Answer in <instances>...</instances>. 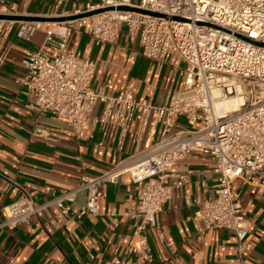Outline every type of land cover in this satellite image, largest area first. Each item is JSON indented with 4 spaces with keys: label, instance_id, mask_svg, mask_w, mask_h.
<instances>
[{
    "label": "built area",
    "instance_id": "built-area-1",
    "mask_svg": "<svg viewBox=\"0 0 264 264\" xmlns=\"http://www.w3.org/2000/svg\"><path fill=\"white\" fill-rule=\"evenodd\" d=\"M119 5L163 16L116 9ZM106 7L113 9L76 21L97 44L112 42L125 24L129 37H138L146 58L162 59L178 54L186 65L183 88L161 105L136 99L130 88L117 95L95 90L90 84L94 61L65 51L75 21L0 20V29L5 24L11 28L17 23L15 34L25 41L43 29L44 43L24 59L25 75L18 79L40 114L56 112L72 127L75 136L81 138L88 116L101 103L103 110L96 121L102 127L120 128L125 135L130 122L140 114L147 132L142 148L133 157L121 159L93 176L85 174V164L76 155L78 184L54 191L47 203L35 204L22 187V196L2 207L3 224L25 223L48 205H53L56 216L63 220L71 213V203L78 193H83L85 200L75 215L96 214L99 189L128 175L135 184L137 197L135 209L130 213L135 233L128 238L124 254L101 261L88 251L86 259L79 264L151 262L149 233L151 230L159 233L164 203L174 196L175 190L181 193L186 183V175L173 169L185 157L201 153L212 160L218 178L213 185V196L203 199L185 196L188 204L195 205L192 219L200 233L217 229L233 231L241 251L248 219L232 182L257 179L264 186V45L256 44L264 42V0H99L71 13ZM0 12L13 13L2 8ZM63 14L66 13L50 15ZM47 44L55 46L57 53L47 54L44 51ZM231 94L242 98L238 107L215 108V101ZM179 117L193 126L180 125ZM32 134L52 136V132L42 127H35ZM167 178H170L168 184ZM111 215L112 223L117 225L114 209Z\"/></svg>",
    "mask_w": 264,
    "mask_h": 264
},
{
    "label": "crops",
    "instance_id": "crops-1",
    "mask_svg": "<svg viewBox=\"0 0 264 264\" xmlns=\"http://www.w3.org/2000/svg\"><path fill=\"white\" fill-rule=\"evenodd\" d=\"M98 1L0 0V8L50 15L71 13ZM7 26L0 29V264H79L88 251L101 261L121 256L128 238L135 233L130 213L136 206L137 189L128 175L99 189L96 214L75 215L85 200L84 194L78 193L71 203V213L63 220L56 216L57 209L48 205L25 223L3 224L2 207L19 199L22 187L35 204L47 203L54 191L78 184L76 155L85 164V174L93 176L121 159L133 157L142 148L147 133L140 114L130 122L125 135L120 128L102 127L96 121L103 110L101 103L88 116L81 138L56 112L40 114L18 79L25 75L24 59L43 45L45 34L39 29L25 41L15 34L17 23ZM44 51L54 55L57 48L47 44ZM65 51L93 60L91 87L109 95L130 88L136 99L161 105L184 85L186 65L180 56L174 53L162 59L146 58L138 37H129L125 24L112 42L97 44L75 21ZM177 122L193 126L182 123L180 117ZM35 127L48 129L51 138L33 135ZM173 171L185 174L186 183L181 193L175 190L164 203L159 233L151 230L148 237L153 261L143 264H264V186L257 179L232 182L248 219L244 247L238 251L231 230L198 232L192 219L195 205L185 199L213 196L218 171L212 160L198 153L182 159ZM169 182L170 178L165 179L166 184ZM113 209L117 225L111 221Z\"/></svg>",
    "mask_w": 264,
    "mask_h": 264
},
{
    "label": "water",
    "instance_id": "water-1",
    "mask_svg": "<svg viewBox=\"0 0 264 264\" xmlns=\"http://www.w3.org/2000/svg\"><path fill=\"white\" fill-rule=\"evenodd\" d=\"M108 9H113V7H106V8H98V9H93V10H88V11H82L80 13H66L63 15H37V14H20V13H2L0 12V20L3 21H39V22H62V21H76L82 17H87L91 16L93 14H96L98 12L108 10ZM116 9L119 10H131V11H136V12H141L145 14H150V15H155V16H163L160 13L153 12V11H148L145 9L137 8V7H132V6H124V5H119L116 7ZM174 19H179L178 17H173ZM256 44H261L264 45V42H257Z\"/></svg>",
    "mask_w": 264,
    "mask_h": 264
},
{
    "label": "bare ground",
    "instance_id": "bare-ground-1",
    "mask_svg": "<svg viewBox=\"0 0 264 264\" xmlns=\"http://www.w3.org/2000/svg\"><path fill=\"white\" fill-rule=\"evenodd\" d=\"M215 93H217V91ZM241 102H242V98L240 97L239 94H231L227 96L225 99L215 101L214 106L216 109L222 107L224 110H230L238 107Z\"/></svg>",
    "mask_w": 264,
    "mask_h": 264
},
{
    "label": "rangeland",
    "instance_id": "rangeland-1",
    "mask_svg": "<svg viewBox=\"0 0 264 264\" xmlns=\"http://www.w3.org/2000/svg\"><path fill=\"white\" fill-rule=\"evenodd\" d=\"M180 121L184 124H189V121L187 119H185L184 117H180ZM174 132V130H173Z\"/></svg>",
    "mask_w": 264,
    "mask_h": 264
}]
</instances>
